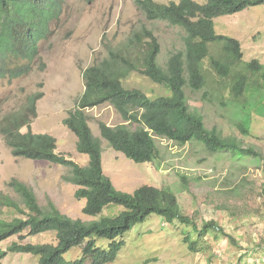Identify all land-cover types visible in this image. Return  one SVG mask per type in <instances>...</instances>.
I'll return each mask as SVG.
<instances>
[{"label": "rangeland", "instance_id": "1", "mask_svg": "<svg viewBox=\"0 0 264 264\" xmlns=\"http://www.w3.org/2000/svg\"><path fill=\"white\" fill-rule=\"evenodd\" d=\"M155 1L168 3L169 0ZM196 1L204 3L206 0ZM62 2L59 18L51 21V35L39 42V57L31 72L11 80L0 78V118L22 108L28 94L41 92L43 96L38 101L31 131L53 135L57 143L55 151L83 166L88 156L76 151V137L62 123L84 90L82 71L106 56L105 45L124 43L133 31L143 27L152 30L157 37L160 44L158 63L164 67L171 53L184 50L185 31L166 20H149L134 0ZM213 24L216 33L233 37L240 43L242 59L234 71L249 75L243 63L252 59L264 64V3L214 17ZM208 49L210 56L219 57L220 43H210ZM209 58L202 61L205 86L199 90L185 87L188 104L203 115L206 128H215L222 136L236 138L240 146L252 148L256 156L211 152L195 140L178 144L155 137L157 157L151 162L136 163L113 150L101 138V164L103 173L116 189L132 192L143 185L170 189L181 211L198 226L214 221L232 238L213 239L207 235L198 240V250L192 252L181 240L182 233L188 230L185 225L177 221L167 223L160 215L151 213L125 233L122 247L106 264H264V115L257 111V104L264 98V83L256 92L253 87L258 77L249 76L250 87L235 99L230 92L233 69L222 77L211 68ZM134 63L141 67L140 53L135 56ZM123 84L139 88L149 97L168 93L163 86L137 72L131 73ZM85 112L95 136H99V122L107 125L123 122L109 103ZM244 119L249 122V135L243 134L238 126ZM26 130L27 127L21 129L22 132ZM68 170L67 166L47 160L13 156L0 134V192L21 206L18 195L6 185L12 178L27 184L42 208L47 209L50 201L73 219L90 221L115 215L123 209L119 204H109L95 215L83 214L85 200L74 197L77 186L64 178ZM14 216L24 217L5 207L0 214L4 220ZM19 235L24 237L20 239ZM95 239L98 246L106 247L105 239ZM13 242L55 244L56 238L53 231L28 235L26 229L22 234L1 241L0 249L7 250ZM80 253L81 246H75L63 256L66 260H74ZM36 262V257L30 253L9 250L1 260V264Z\"/></svg>", "mask_w": 264, "mask_h": 264}, {"label": "trees", "instance_id": "2", "mask_svg": "<svg viewBox=\"0 0 264 264\" xmlns=\"http://www.w3.org/2000/svg\"><path fill=\"white\" fill-rule=\"evenodd\" d=\"M149 20H166L185 31V48L171 53L165 66L157 61L160 44L153 31L143 27L133 31L121 45L106 46L108 55L82 72L85 89L76 108L69 112L63 123L76 135L75 148L86 154V165H79L55 152L56 140L48 134L25 133L19 129L28 125L35 114L34 101L41 95L33 94L25 110L12 111L0 120V133L11 148L13 156L47 160L69 168L65 180L76 185L74 196L84 199L83 214L95 215L109 204H119L123 209L112 216L83 221L61 213L51 202L42 208L31 188L16 179L7 185L21 199L19 205L10 196L0 192V214L5 207L18 211L24 217L0 218V242L28 229V235L53 230L56 243H18L8 246L12 251L30 253L37 257L36 264H106L112 261L122 247L123 236L133 225L147 215L156 213L167 223L177 221L188 230L182 233V241L189 251H197L198 240L207 235L213 239L232 238L214 221L197 225L190 216L181 211L175 193L167 188L143 185L132 192L116 189L110 178L103 173L101 165V140L93 136L88 126L84 109L110 103L129 124L106 126L99 124V131L109 146L120 151L126 158L138 162H151L157 157L158 148L154 135L185 144L200 142L208 151H229L237 155H253L252 148L240 146L234 137L222 136L215 128L208 129L203 115L188 105L185 86L190 90L202 89L206 84L202 61L210 57L211 68L226 77L240 63L242 51L237 39L217 34L213 18L235 13L247 6L264 3V0H170L158 3L155 0H134ZM62 0H0V78H17L27 75L39 57V42L51 35V20L60 14ZM210 43H220L219 57L209 54ZM141 53V68L134 57ZM249 75L232 72L230 92L235 99L250 87L248 77L255 75L253 90L264 83V64L257 59L243 63ZM139 72L169 92L149 97L138 88H126L123 80L131 72ZM261 84V85H260ZM257 104V111L264 115V98ZM259 100V101H260ZM258 101V102H259ZM243 134L249 135V122L238 124ZM264 194V186L262 188ZM20 239L24 236L19 235ZM105 239V248L96 244L95 238ZM81 246V254L74 260H66L63 254L71 247ZM5 251L0 250V260ZM154 258V257H153Z\"/></svg>", "mask_w": 264, "mask_h": 264}, {"label": "clouds", "instance_id": "3", "mask_svg": "<svg viewBox=\"0 0 264 264\" xmlns=\"http://www.w3.org/2000/svg\"><path fill=\"white\" fill-rule=\"evenodd\" d=\"M170 1V0H169ZM168 1V2H169ZM61 7L63 8V4L61 5ZM62 8H61V10H60V14H61V12H62ZM60 14L58 15V16H56V17H54V18H52V22L54 21V20H57L58 18H59V16H60ZM154 20H156V19H154ZM168 22V21H167ZM169 23V22H168ZM170 24V23H169ZM178 26V25H177ZM180 27V26H179ZM183 29V28H182ZM52 26H51V32H52ZM216 32V31H215ZM218 34V33H217ZM155 35V34H154ZM185 35H186V33H185ZM223 35V34H222ZM227 36V35H226ZM122 44V43H121ZM121 44H119V45H121ZM185 44V43H184ZM106 46H108V45H105V48H106ZM111 46H116V45H111ZM39 52H40V47H39ZM139 54V53H138ZM141 54V53H140ZM108 55V52H107V48H106V56ZM105 56V57H106ZM104 58V57H103ZM102 58V59H103ZM135 58V57H134ZM157 61H158V56H157ZM99 62V61H98ZM94 63H96V62H94ZM93 64V63H92ZM92 64H90V65H92ZM90 65H88V66H90ZM88 66H86V68L88 67ZM141 67H142V65H141ZM141 67H138V68H141ZM31 72V71H30ZM29 72V73H30ZM83 72V71H82ZM135 72H137V71H135ZM131 73H133V72H131ZM130 73V74H131ZM138 74H140L139 72H137ZM129 74V75H130ZM128 75V76H129ZM140 75H142V74H140ZM127 76V77H128ZM142 76H144V75H142ZM126 77V78H127ZM144 77H146V78H148L147 76H144ZM18 78V77H17ZM125 78V79H126ZM7 79H9V78H7ZM12 79H14V78H12ZM124 79V80H125ZM148 79H150V78H148ZM9 80H11V79H9ZM124 80H123V82H124ZM152 81V80H151ZM153 82V81H152ZM154 83V82H153ZM83 84H84V81H83ZM157 84V83H156ZM124 85V84H123ZM160 85V84H159ZM126 87V86H125ZM185 87H187V86H185ZM126 88H128V87H126ZM84 89H85V86H84ZM139 89V88H138ZM141 90V89H140ZM84 91V90H83ZM168 91V90H167ZM169 92V91H168ZM38 93H40L41 95L39 96V98L38 99H36L35 101H34V107H35V114L33 115V116H31V118H30V123L28 124V125H24V126H22L20 129H19V132H21V133H25V132H27L28 130H30L31 131V128H30V126H31V122H32V120H33V118H35L36 116H37V105H38V101L42 98V96H43V94L41 93V92H35V93H30V94H28L27 95V97H26V104L22 107V108H20V109H18V110H25L26 109V107H27V105H28V102H29V98L30 97H32L33 96V94H38ZM83 93V92H82ZM186 93V92H185ZM146 94V93H145ZM147 95V94H146ZM161 95V94H160ZM81 96V95H80ZM158 96V95H157ZM80 98V97H79ZM79 100V99H78ZM77 103H78V101H77ZM77 103H76V106H77ZM104 104V103H103ZM110 104V103H109ZM99 105H101V104H99ZM111 105V104H110ZM189 105V104H188ZM76 106H75V108H76ZM97 106V105H96ZM113 106V105H112ZM94 107V106H93ZM190 107V106H189ZM74 108V109H75ZM89 108H91V107H89ZM113 108H114V106H113ZM191 108V107H190ZM74 109H72L71 111H73ZM86 109H88V108H86ZM86 109H84V112H85V110ZM115 109V108H114ZM18 110H13V111H18ZM116 110V109H115ZM71 111H69V112H71ZM117 111V110H116ZM12 112V111H11ZM69 112H68V114H69ZM10 113V112H9ZM117 113L120 115V113L117 111ZM8 114V113H7ZM68 114H67V116H68ZM85 114H86V112H85ZM6 115V114H5ZM5 115H3V116H5ZM2 116V117H3ZM67 116H65L64 118H63V120L67 117ZM86 116H87V114H86ZM1 117V118H2ZM120 117H121V115H120ZM1 118H0V120H1ZM87 119H88V116H87ZM121 119H122V117H121ZM63 120H62V123H63ZM122 123H119V124H129V121H124L123 119H122ZM87 122H88V120H87ZM100 123H104V122H99L98 123V131H99V124ZM106 126H115V125H107L106 123H104ZM63 125L70 131V132H72L64 123H63ZM88 126H89V123H88ZM139 126H142L145 130H147V131H149V134L154 138V140H155V137H158L157 135H154V134H152V132L146 127V126H144L142 123H133V124H131L130 125V127L131 128H135V127H139ZM23 127H27V130L26 131H24V132H22L21 131V129L23 128ZM89 128H90V130H91V133L93 134V132H92V129H91V127L89 126ZM32 132V131H31ZM32 133H34V134H48L49 136H52V137H54L53 135H51L50 133H48V132H40V133H36V132H32ZM73 133V132H72ZM1 134V133H0ZM74 134V133H73ZM2 135V134H1ZM75 135V134H74ZM3 136V135H2ZM93 136H95L94 134H93ZM75 137H76V135H75ZM95 137H97V138H99V140H101V135H100V131H99V136H95ZM55 138V137H54ZM161 138H164V137H161ZM104 139V138H103ZM167 139V138H166ZM55 140H56V138H55ZM76 140H77V138H76ZM168 140H170V139H168ZM174 142V141H173ZM156 143V142H155ZM109 145V144H108ZM8 146V145H7ZM56 147H57V143H56ZM8 148L10 149V153H11V148L8 146ZM102 148V147H101ZM158 148V147H157ZM56 149V148H55ZM76 149V148H75ZM102 150V149H101ZM114 150V149H113ZM77 151V150H76ZM56 152V151H55ZM78 152V151H77ZM79 153V152H78ZM12 154V153H11ZM15 157H22V156H15ZM23 158H26V157H23ZM67 158V157H66ZM28 159H30V158H28ZM69 159V158H68ZM32 160H39V159H32ZM88 161V160H87ZM56 164V163H55ZM58 165V164H57ZM102 165V164H101ZM62 166H64V165H62ZM103 170V169H102ZM13 179H15V178H13ZM11 180V179H10ZM9 180V181H10ZM17 180V179H16ZM8 181V182H9ZM19 181V180H18ZM7 182V183H8ZM22 182V181H21ZM7 183H6V185H7ZM24 183V182H23ZM25 184V183H24ZM72 184V183H71ZM27 185V184H26ZM8 186V185H7ZM28 186V185H27ZM76 186V185H75ZM29 187V186H28ZM8 188H10L9 186H8ZM30 188V187H29ZM10 189H12V188H10ZM13 190V189H12ZM33 191V190H32ZM14 192V191H13ZM15 193V192H14ZM17 194V193H16ZM35 194V193H34ZM18 195V194H17ZM9 196V195H8ZM19 197V196H18ZM75 197V196H74ZM20 198V197H19ZM76 198V197H75ZM13 199V198H12ZM37 199V198H36ZM77 199V198H76ZM17 202V201H16ZM38 202V201H37ZM50 202V201H49ZM20 203L22 204V202H21V199H20ZM52 203V202H51ZM39 204V203H38ZM53 204V203H52ZM20 205V204H19ZM54 205V204H53ZM55 206V205H54ZM58 209V208H57ZM60 211V210H59ZM62 213V212H61ZM66 215V214H65ZM68 216V215H67ZM22 217V216H21ZM48 231H53V230H48ZM44 232H46V231H44ZM54 232V231H53ZM41 233V232H40ZM38 234V233H37ZM6 240V239H5ZM18 243H20V242H18ZM12 244V243H11ZM37 244V243H36ZM39 244H43V243H39ZM1 250V249H0ZM7 250H9V251H12V250H10L9 248H7ZM7 250H1V251H5V255L7 254ZM12 252H16V251H12ZM17 253H23V252H17ZM81 254V253H80ZM4 255V256H5ZM3 256V257H4ZM36 257V256H35ZM2 260V259H1ZM1 260H0V264H1ZM36 261H37V257H36Z\"/></svg>", "mask_w": 264, "mask_h": 264}]
</instances>
